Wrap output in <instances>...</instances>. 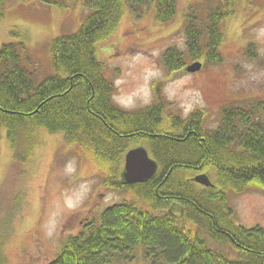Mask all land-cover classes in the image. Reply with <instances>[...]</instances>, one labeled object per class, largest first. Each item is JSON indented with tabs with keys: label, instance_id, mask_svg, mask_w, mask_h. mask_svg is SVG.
Masks as SVG:
<instances>
[{
	"label": "trees",
	"instance_id": "1",
	"mask_svg": "<svg viewBox=\"0 0 264 264\" xmlns=\"http://www.w3.org/2000/svg\"><path fill=\"white\" fill-rule=\"evenodd\" d=\"M78 1L41 0L58 7ZM239 1L189 5L183 22L187 51L168 48L167 70H185L187 60L220 63L223 23ZM5 2L0 0V15ZM152 2L159 24L178 13V0H84L79 30L53 39L54 72L44 77L32 68L23 41L0 47V137L4 129L14 162L27 163L41 129L62 133L99 167L105 186L135 196L88 218L46 264H131L138 256L147 264H264V227L235 222L226 191L264 188V102L224 105L219 126L211 129L202 109L185 118L168 113L160 82L150 106L127 110L113 100L116 87L97 57L98 45L115 36L127 11L140 18ZM140 141L158 169L144 182L127 184L125 155ZM190 173L212 174L215 182L200 184ZM174 201L184 206L181 218L169 211ZM5 223L0 219V264H6Z\"/></svg>",
	"mask_w": 264,
	"mask_h": 264
},
{
	"label": "rangeland",
	"instance_id": "2",
	"mask_svg": "<svg viewBox=\"0 0 264 264\" xmlns=\"http://www.w3.org/2000/svg\"><path fill=\"white\" fill-rule=\"evenodd\" d=\"M195 1L178 0V13L165 24L155 21L154 2L140 18L127 11L115 36L98 45L97 57L115 84L113 100L118 106L134 110L152 105L154 83L160 82L168 113L185 118L202 109L204 126L214 129L224 105L264 102V0H240L235 14L225 20L220 63L203 65L197 72L167 70L163 55L168 48L187 51L184 13ZM84 16V0L62 7L41 0H6L0 15V47L23 41L32 53V68L44 77L54 72L53 39L79 30ZM193 62L187 60V65ZM40 138L31 158L19 165L5 130L1 131L0 219L6 222V264H46L69 234L82 230L87 218L94 219L113 203L135 200L127 190L105 186L99 167L62 133L41 129ZM141 141L131 148L147 146ZM226 191L235 222L264 227V188ZM131 264L147 261L138 256Z\"/></svg>",
	"mask_w": 264,
	"mask_h": 264
},
{
	"label": "water",
	"instance_id": "3",
	"mask_svg": "<svg viewBox=\"0 0 264 264\" xmlns=\"http://www.w3.org/2000/svg\"><path fill=\"white\" fill-rule=\"evenodd\" d=\"M203 62L195 61L189 64L188 72H197L203 67ZM158 169L157 161L151 157L149 150L145 146H137L127 151L125 155V166L123 179L127 184L144 182L152 177ZM196 181L206 186L213 185L206 173H200L195 177ZM170 212L177 217L184 214V206L180 202H174L170 207Z\"/></svg>",
	"mask_w": 264,
	"mask_h": 264
},
{
	"label": "bare ground",
	"instance_id": "4",
	"mask_svg": "<svg viewBox=\"0 0 264 264\" xmlns=\"http://www.w3.org/2000/svg\"><path fill=\"white\" fill-rule=\"evenodd\" d=\"M193 178H194V180L196 181L195 177H193ZM196 182H197V181H196ZM198 183H199V182H198ZM200 184H201V183H200ZM174 202H178V201H174ZM174 202H173V203H174ZM173 203H172V204H173ZM180 204H182V203H180ZM182 205H183V204H182ZM169 211H170V209H169ZM171 213H172V212H171ZM183 215H184V214H183ZM176 217H177V216H176ZM181 217H182V216H181ZM181 217H178V218H181Z\"/></svg>",
	"mask_w": 264,
	"mask_h": 264
},
{
	"label": "flooded vegetation",
	"instance_id": "5",
	"mask_svg": "<svg viewBox=\"0 0 264 264\" xmlns=\"http://www.w3.org/2000/svg\"><path fill=\"white\" fill-rule=\"evenodd\" d=\"M137 146H140V145H137ZM137 146H135V147H137ZM143 146V145H142ZM145 146V145H144ZM146 148H147V146H145ZM132 148H134V147H132ZM131 149V148H130ZM148 149V148H147ZM171 207V206H170ZM170 209V208H169ZM185 211V210H184ZM88 219V218H87Z\"/></svg>",
	"mask_w": 264,
	"mask_h": 264
}]
</instances>
